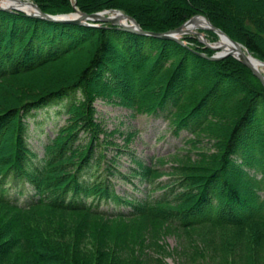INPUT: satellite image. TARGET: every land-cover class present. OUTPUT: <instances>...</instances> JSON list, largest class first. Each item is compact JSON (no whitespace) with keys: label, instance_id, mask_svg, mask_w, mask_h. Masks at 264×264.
Wrapping results in <instances>:
<instances>
[{"label":"trees","instance_id":"1","mask_svg":"<svg viewBox=\"0 0 264 264\" xmlns=\"http://www.w3.org/2000/svg\"><path fill=\"white\" fill-rule=\"evenodd\" d=\"M31 1L47 14L73 12L72 0ZM74 2L87 14L119 10L151 32L200 15L264 61V0ZM181 40L186 46L0 11V86L66 61L31 93L29 85L1 86L0 206L15 213L2 220L0 264H166L169 228L180 233L187 264H264V89L235 59L207 60L191 37ZM105 90L132 100L145 90L144 113L171 122L175 133L206 129L216 139L217 155L181 199L123 197L110 178L131 180L100 166L99 154H64L76 134L49 154L45 144L41 156L28 145L20 117L54 107L52 118L68 114L74 92ZM236 162L247 170L238 174Z\"/></svg>","mask_w":264,"mask_h":264},{"label":"rangeland","instance_id":"2","mask_svg":"<svg viewBox=\"0 0 264 264\" xmlns=\"http://www.w3.org/2000/svg\"><path fill=\"white\" fill-rule=\"evenodd\" d=\"M94 24L98 28L107 26L101 22ZM195 32L201 34L208 43L218 40L216 34L211 31ZM187 36L197 43L196 47L200 51L197 53L206 57L217 53L206 48L195 36ZM65 63L63 60L29 75L16 77L1 86L5 89L12 88L15 84L29 85L25 91L31 93L34 89L42 87L41 83L55 77V74L59 75ZM1 86L0 91L3 92ZM144 92L145 90L132 100L117 90H105L101 96L93 97H85L81 91H77L75 94L71 93L76 99V104L68 114L52 118L51 113L57 110L54 107L50 110L47 108L49 111L43 109L44 111L38 112L34 117H20L19 120L27 126L25 138L28 145L39 156L44 153L45 144L49 145L46 149L49 154L51 150L61 148L65 141H69L76 134V141L64 154H70L72 160H77L84 154H94V157L100 155V166H112V169L116 168L131 180V183H128L123 178H110L116 192L123 197L132 195L135 198L150 200L160 196L172 201L174 198L181 199V195L196 186V177L200 175L198 169L206 160L217 155V141L211 133L205 131L206 129L197 134L185 130L175 133L174 124L171 122L159 115L144 113L140 102L145 99ZM74 124L78 126L77 129L76 126L72 128ZM8 136L10 140L12 135ZM234 165L238 174L247 170L240 162ZM236 181L235 179L233 182ZM187 197L189 195L182 200ZM180 202L181 200L178 204ZM8 210L0 206V227L5 224V221L2 223L3 217L9 218L15 213L14 210H9L10 213ZM163 237L171 252V255L164 257L166 264H187L181 248L178 247L182 239L180 233L169 228Z\"/></svg>","mask_w":264,"mask_h":264},{"label":"water","instance_id":"3","mask_svg":"<svg viewBox=\"0 0 264 264\" xmlns=\"http://www.w3.org/2000/svg\"><path fill=\"white\" fill-rule=\"evenodd\" d=\"M21 4L29 7L28 10H23L21 8H16L13 6L7 7L0 3V11L2 12H20L26 17L41 19L48 22L63 23V24H73L85 27L97 28L98 26L94 24L95 22H101L103 24L109 25L115 30L128 32L131 34H136L140 36L150 37L157 40H170L178 43L181 46H186L185 42L181 40L182 36L192 35L195 36L200 42H202L206 48L210 50H215L217 53L214 56L206 57L203 54L197 53L198 56L203 57L210 61H217L227 57H232L243 64L246 68L250 70L253 76L260 82L264 89V75L259 73V67L264 69V61H261L257 57L253 56L243 45L232 40L224 32L214 27L205 17L196 15L186 21L179 27L168 30L166 32H151L143 30L139 24L131 16L115 9L103 10L101 12H95L92 14H87L80 12L76 8L75 2L72 3L73 12L66 14H47L40 10V8L33 2L29 0H22ZM116 17V19H115ZM202 18L207 24L206 30L216 34L218 40L213 43H208L201 34L186 30V25L194 19ZM122 21V23H121ZM227 40L230 44L225 46L222 40Z\"/></svg>","mask_w":264,"mask_h":264},{"label":"bare ground","instance_id":"4","mask_svg":"<svg viewBox=\"0 0 264 264\" xmlns=\"http://www.w3.org/2000/svg\"><path fill=\"white\" fill-rule=\"evenodd\" d=\"M22 0H0V3L7 6V7H10V6H13V7H16V8H21L23 10H28L29 7L25 6L24 4H21ZM116 19V17H115ZM122 23V21H121ZM207 24L205 22V20H203L202 18H199V19H194V20H191L185 27L186 30H190V31H199V30H204V31H208L206 30L207 28ZM223 44L227 47L229 46V42L225 39L222 40ZM259 73L263 74L264 75V69L262 67H259Z\"/></svg>","mask_w":264,"mask_h":264}]
</instances>
